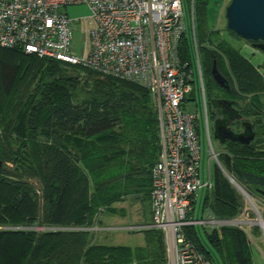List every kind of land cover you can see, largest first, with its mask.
Segmentation results:
<instances>
[{"label": "trees", "instance_id": "1", "mask_svg": "<svg viewBox=\"0 0 264 264\" xmlns=\"http://www.w3.org/2000/svg\"><path fill=\"white\" fill-rule=\"evenodd\" d=\"M191 2L197 47L214 36L201 64L203 79L207 76L231 100L254 134L249 144L223 142L225 152L217 158L248 195L261 199L264 76L220 40L218 30L208 31V0H185L187 17ZM179 57L192 67L190 31L181 36ZM213 60L229 90L213 81ZM85 85L89 96L76 99L75 92ZM241 130L236 122L235 132ZM159 141L155 103L147 88L39 58L21 47H0V264H165L164 236L158 229L138 231L144 235L142 247L96 242L100 217L116 215L114 204L135 198L150 207ZM211 180L213 187L200 194L195 212L235 219L243 206L239 194L216 166ZM253 230L259 233L257 227ZM184 233L210 264H254L250 236L240 228L187 226Z\"/></svg>", "mask_w": 264, "mask_h": 264}, {"label": "built area", "instance_id": "2", "mask_svg": "<svg viewBox=\"0 0 264 264\" xmlns=\"http://www.w3.org/2000/svg\"><path fill=\"white\" fill-rule=\"evenodd\" d=\"M80 5L90 15L82 22V52L75 55L72 24L78 21L64 10ZM186 31L191 34L192 67L179 57V42ZM0 47H21L39 58L82 66L150 91L160 154L151 169V225L139 228L163 233L167 264H210L186 238L184 227L242 229L256 224L261 215L252 211L256 219L249 220L246 208L241 220L218 219L208 211L199 217L194 209L200 194L213 187L211 173L207 179L201 174L202 149L207 145L216 162L217 154L211 145L192 2L187 17L185 0H0ZM191 93L196 95L198 109L191 106L184 111L181 105L192 101L186 100ZM238 188L246 196L244 202L254 205ZM263 224L259 223L262 229Z\"/></svg>", "mask_w": 264, "mask_h": 264}, {"label": "rangeland", "instance_id": "3", "mask_svg": "<svg viewBox=\"0 0 264 264\" xmlns=\"http://www.w3.org/2000/svg\"><path fill=\"white\" fill-rule=\"evenodd\" d=\"M229 1L230 0H208L207 17H206L208 31L218 30L219 35H220V40H223L227 42L229 45H231L232 47H234L235 49H238L240 53L245 58L249 59V61L254 66H256L259 72L264 76V51L253 48V45L250 44L248 41H245L240 38H235L229 35L227 33V30L225 29L226 21H225L224 13H225V8L228 5ZM64 11L70 19L78 21L77 23L73 22L72 24L73 38L71 42V51L75 55H80L83 49L84 41H85L84 25L82 24V22L83 20H86L89 17L90 12L88 8L83 5L67 7ZM209 41L198 42L201 64L204 63V59H205L204 53L208 51L209 47L211 46V43H213L214 41L213 35L210 36ZM85 86L86 88H84L83 90H78L77 92H75L76 99L82 100L83 98H87L89 96L90 87L88 85H85ZM204 86H205V95L208 96L213 93H216V88L213 86V84L210 82L207 76H204ZM190 99L192 101H188L181 105V108L184 111H188V110L190 111L191 108L192 110L198 109V106L195 102L196 101L195 93H193L190 96ZM210 115H211V112H210ZM209 125H210V134H211V145L213 148V152L217 154V157H218L220 153L225 152V145L213 138L211 119H210ZM208 150L209 149L207 145H205L204 149H202L201 174L203 175L205 179H207L208 171L211 174L213 173L215 166L222 173V170H221L222 164L219 162L218 158H217V162L214 161L211 157V152L208 153ZM222 169L224 168L222 167ZM28 182L32 184L34 188H38V184L35 180L29 179ZM231 185L233 186L235 191H237V193L239 194L241 198V201L243 202L241 213L236 218L239 220L243 219L242 212H243V209L246 208L247 211L245 212V214L247 215L248 219L255 220L256 215H258L261 210V206L258 203L259 202L258 197H256L255 195L249 194L254 205L244 202V198L246 199V196H244V194L240 190H237L233 184ZM237 185L240 188L242 187L240 186V184H237ZM242 189L244 192L246 191L244 188ZM113 207L115 208L116 215L110 216L109 214H106L100 217V220L103 225H106V226L113 225L114 226L116 222H121L124 225L126 220L120 219V217H123V216L130 218L131 224L138 225L139 223H142V219L145 217V214H146L145 206H143V204H141L139 201H135L133 198L121 204H114ZM119 209H124L125 213L119 214L120 212L118 211ZM252 211H254L256 215ZM250 214H252V216H250ZM115 216H118V217H115ZM263 222H264V219H263ZM139 227L140 226L133 227L135 229L128 228L130 232L127 230V232L119 234V237H120L119 240L121 241L120 245L130 246V247L143 246L144 245V235H143V232H138L140 231ZM253 227H257L259 229V233L253 230ZM242 229L250 236L249 242L251 245L255 264H263L264 263V229H262L261 226L257 224L255 225L247 224L246 226L244 225ZM36 230H42V229L37 228ZM106 234L107 232L98 230L96 242L103 243V244L105 243L109 244V243L114 242L115 239L111 238V234L108 233L109 234L108 236H106ZM116 242H118L117 239H116ZM165 264H167V261Z\"/></svg>", "mask_w": 264, "mask_h": 264}, {"label": "water", "instance_id": "4", "mask_svg": "<svg viewBox=\"0 0 264 264\" xmlns=\"http://www.w3.org/2000/svg\"><path fill=\"white\" fill-rule=\"evenodd\" d=\"M226 29L233 32L238 38L248 42L259 50L264 51V0H230L225 8ZM210 75L217 86L229 90L228 81L218 71L213 60ZM213 107L222 108V118L213 122V138L223 143L231 141L239 144H249L254 139L251 124L242 119L241 115L228 100H212ZM239 122L243 128L240 132H234L233 125ZM2 162L0 161V168ZM224 176L239 190L235 181L223 170ZM260 218L255 220L259 225Z\"/></svg>", "mask_w": 264, "mask_h": 264}, {"label": "crops", "instance_id": "5", "mask_svg": "<svg viewBox=\"0 0 264 264\" xmlns=\"http://www.w3.org/2000/svg\"><path fill=\"white\" fill-rule=\"evenodd\" d=\"M253 48H255V47L253 46ZM134 200L137 201L135 198H134ZM258 201H259L258 202L259 205L261 206V210H260L259 214L263 218V215H264V197L259 199ZM118 204H121V203H118ZM145 212H146V214H145V217L142 219V223H139L138 225L131 224L130 223V218H127L126 216H123V217H120V219L126 220L124 225L121 222H116V224L114 226L113 225L112 226H106V225L102 224L101 227H98L97 229L99 231L107 232L106 236H108L109 235L108 233H110L111 234V238L115 239L114 242L109 243L107 245L121 246L120 245L121 241L119 240L120 239L119 234L127 232V230L130 232V230L128 229L129 227L148 226L151 223V214H150L149 205L145 206ZM115 217H118V216H115ZM116 239L118 240V242H116ZM249 244H250V242H249ZM144 245H145V242H144ZM137 247H142V246H137ZM252 260H253V262L255 264L253 253H252Z\"/></svg>", "mask_w": 264, "mask_h": 264}, {"label": "flooded vegetation", "instance_id": "6", "mask_svg": "<svg viewBox=\"0 0 264 264\" xmlns=\"http://www.w3.org/2000/svg\"><path fill=\"white\" fill-rule=\"evenodd\" d=\"M221 89H223V88H221ZM223 90H225V89H223ZM212 100H228V101H231V100L228 99L227 97H225L224 93L221 90H216V93H213V95L210 96L206 100V106H207V110H208V118H209V122H210V119L212 120V131H213L214 120L217 118H222L223 115H222V108H218V106L213 107V105L211 103ZM210 112H211V115H210ZM233 130L235 132V124L233 125ZM242 130H243V128H242Z\"/></svg>", "mask_w": 264, "mask_h": 264}, {"label": "bare ground", "instance_id": "7", "mask_svg": "<svg viewBox=\"0 0 264 264\" xmlns=\"http://www.w3.org/2000/svg\"><path fill=\"white\" fill-rule=\"evenodd\" d=\"M259 223H262V222H259ZM263 224V223H262ZM263 226H264V224H263Z\"/></svg>", "mask_w": 264, "mask_h": 264}]
</instances>
